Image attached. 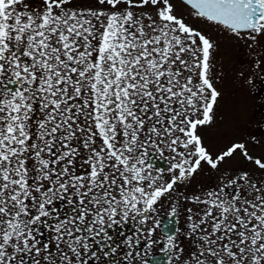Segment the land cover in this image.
<instances>
[{"label":"snow or ice","instance_id":"snow-or-ice-1","mask_svg":"<svg viewBox=\"0 0 264 264\" xmlns=\"http://www.w3.org/2000/svg\"><path fill=\"white\" fill-rule=\"evenodd\" d=\"M95 3L0 0V264H264V185L224 170L205 198L180 192L237 154L264 173V155L213 156L200 134L215 44L172 0ZM182 3L249 48L264 39V0Z\"/></svg>","mask_w":264,"mask_h":264},{"label":"rangeland","instance_id":"rangeland-1","mask_svg":"<svg viewBox=\"0 0 264 264\" xmlns=\"http://www.w3.org/2000/svg\"><path fill=\"white\" fill-rule=\"evenodd\" d=\"M172 3L177 16L182 17L186 24L201 31L215 44L210 59V78L220 92L221 97L220 102L214 109V123L199 130L205 146L215 156L231 145L229 138L234 136L230 126L222 128L219 124L223 120L231 121L233 119V123L239 120L245 121L254 108H248L249 111L244 109L246 99H251V95L254 94L253 84H255L258 77L263 75L259 69L253 71V64L257 59L264 61V39H258L257 43L249 48L248 45L252 43L251 41L236 39L217 26L195 18L191 14L192 10L178 0H172ZM139 11H143V9ZM262 67H264V64H262ZM249 76L253 77L251 85L245 82ZM258 82H260V78H258L256 84ZM261 104L260 102V106ZM257 113L261 116L260 112ZM258 125L259 140L255 144L243 142L249 155L255 153L257 158L264 155V122ZM242 141L246 140L243 139ZM240 159H242L240 155L228 158L224 162L226 169L238 165ZM245 164L247 163L245 162ZM250 164L251 162L248 163V167H250ZM252 171L258 185H264V173L259 169H255L254 166Z\"/></svg>","mask_w":264,"mask_h":264},{"label":"flooded vegetation","instance_id":"flooded-vegetation-1","mask_svg":"<svg viewBox=\"0 0 264 264\" xmlns=\"http://www.w3.org/2000/svg\"><path fill=\"white\" fill-rule=\"evenodd\" d=\"M26 2H30L33 4H39L40 0H26ZM73 4L76 5L80 10H87V9L93 8L94 6L98 7V5H96L95 3V0H73ZM262 76H264V73ZM256 82L255 84H253L254 85L253 88H255L254 94L253 96L251 95V99H246V106L244 107L245 111H249L250 109H252V107H254L253 110H251L250 115L248 116V119L245 121L239 120L235 123H233V119L231 121L223 120L219 124L220 126H222V128H228L230 126L231 130H233L232 134L234 136L229 138L231 140V144L243 143V142H250V143L255 144L259 140V136H258L259 125L258 124L260 123L261 125L264 122V79L260 78V82H258L257 84ZM220 97L217 101L215 108L217 107L218 102H220ZM259 101L262 103L261 106H260ZM257 112H260L261 116H259ZM205 127H208V126H205ZM243 139L246 141H242ZM250 155L257 158L255 153L253 154L251 153ZM241 158L242 159L239 160L238 165H234L228 170L226 169L224 163L221 164L218 170H213L208 166H203L202 169L199 170L187 182L180 185V192L182 193V197H188L189 199H191L199 195L201 196V198H205L206 193L208 191L215 190L217 185L221 182V173L224 170H227L229 175H232L233 173H239L241 170H246L248 173L250 172L249 173L250 178H252L253 181L257 183V181H255V175H253V171H252L254 165H252L251 163L250 167H248L249 161H246L242 156ZM245 162L247 164H245ZM153 163L160 169H167L169 167L166 160L160 159L159 157H155L153 159ZM161 166H164V167H161ZM254 168L257 169L255 166ZM182 197L179 195L177 196V199L180 201L181 212H180V215L174 219L173 227H179L182 231H187L186 222H185V213L183 212V208L194 207V205H192L191 203H188V201L184 200ZM170 203H171L170 201L168 203H165L164 211H170ZM134 226H135L134 224H130L129 227L124 230L125 234H131L132 228ZM115 231L116 230H114V232ZM108 260L110 262L111 258H108ZM96 264H101V262L97 261ZM117 264H119L118 261H117Z\"/></svg>","mask_w":264,"mask_h":264},{"label":"water","instance_id":"water-1","mask_svg":"<svg viewBox=\"0 0 264 264\" xmlns=\"http://www.w3.org/2000/svg\"><path fill=\"white\" fill-rule=\"evenodd\" d=\"M182 1V0H181ZM165 166V165H164ZM164 166H161V167H164Z\"/></svg>","mask_w":264,"mask_h":264}]
</instances>
